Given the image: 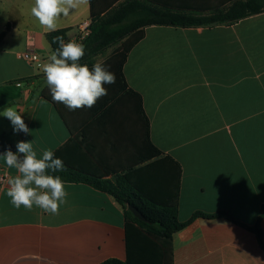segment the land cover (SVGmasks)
Segmentation results:
<instances>
[{
  "label": "crops",
  "instance_id": "0c3cea01",
  "mask_svg": "<svg viewBox=\"0 0 264 264\" xmlns=\"http://www.w3.org/2000/svg\"><path fill=\"white\" fill-rule=\"evenodd\" d=\"M161 1L207 9L229 0ZM33 5L34 0H0V33L9 26L0 52V134L15 146L33 141L40 157L74 135L43 95L49 88L43 68L17 58L34 52L45 64L54 53L49 31L31 14ZM90 10V0H80L61 15L55 31L70 28L69 38L76 37L80 25L90 22ZM123 76L127 87L118 96L98 113L78 115L83 120L75 122L81 123L76 133L82 132L85 147L76 145L71 164L97 177L122 173L152 154L148 132L152 145L179 165L181 222L196 212H227L253 227L263 216L264 240V13L233 25L150 26L129 52ZM5 107L22 115L29 134L14 131L2 116ZM4 172L0 264L127 260L124 211L112 196L64 182L66 203L59 214L36 206L17 209L6 194L17 171L0 158ZM173 264H264V251L252 231L228 217L197 218L174 234Z\"/></svg>",
  "mask_w": 264,
  "mask_h": 264
},
{
  "label": "trees",
  "instance_id": "16d2710c",
  "mask_svg": "<svg viewBox=\"0 0 264 264\" xmlns=\"http://www.w3.org/2000/svg\"><path fill=\"white\" fill-rule=\"evenodd\" d=\"M90 5V34L82 42L85 55L79 63L86 64L91 69L97 63L98 57L105 56L107 51L111 50L100 64L115 74V83L109 85L111 88H106L107 95L100 98L92 108L69 110L62 103L52 100L49 88L43 91V95L56 106L74 135L68 144L54 153L56 158L63 161L64 170L49 174L60 176L63 182L88 184L112 196L123 208L126 220L127 260L108 259L100 264H173L174 234L197 218L228 217L236 224L252 231L264 251L260 227L263 216L258 218L253 227L234 220L227 212L215 214L196 212L187 222L178 219L179 165L170 157H164L162 152L152 145L148 132L147 144L153 150L152 154L148 159L144 157L135 165L123 169L122 173L106 172L97 177L75 168L70 160V157L77 153L76 145L82 149L85 147V142L81 139L82 132L76 133L79 127L76 124L81 123L75 122L83 120L78 115L98 113L99 108L105 106L127 87L123 66L131 49L145 37L146 28L233 25L243 19L264 13V0H229L217 7L207 9L161 0H90ZM8 29L9 26L0 33V52L3 50ZM70 30V28L61 29L45 35L53 52L59 47L58 43H53V38L62 36L66 41L69 39ZM8 149L17 152L16 146L0 134V153ZM110 174L112 178L107 179ZM129 205L136 207L148 222L136 218L129 210Z\"/></svg>",
  "mask_w": 264,
  "mask_h": 264
},
{
  "label": "clouds",
  "instance_id": "9594fccd",
  "mask_svg": "<svg viewBox=\"0 0 264 264\" xmlns=\"http://www.w3.org/2000/svg\"><path fill=\"white\" fill-rule=\"evenodd\" d=\"M80 0H34L31 14L46 31H55L57 20L61 15H67ZM53 43L59 47L50 56L49 62L43 65V73L54 102L62 103L69 110L92 108L97 101L107 95L104 85L114 84L115 74L100 63L91 69L79 61L85 55L83 44L65 42L62 36L53 38ZM2 116L13 125L14 131L29 134L22 115L12 107H5ZM17 152L6 150L0 154L8 168L16 169L17 175L7 181V196L10 203L17 209L23 206L32 210L33 206L44 212L57 215L60 206L66 203L67 192L60 176L50 172L63 171L65 166L60 158L54 156L51 149L42 150L38 157L33 148V141H19ZM19 154H23L20 158Z\"/></svg>",
  "mask_w": 264,
  "mask_h": 264
},
{
  "label": "built area",
  "instance_id": "2783aa9c",
  "mask_svg": "<svg viewBox=\"0 0 264 264\" xmlns=\"http://www.w3.org/2000/svg\"><path fill=\"white\" fill-rule=\"evenodd\" d=\"M89 34H90V22H84L80 25L79 33L77 34V36L74 38H69L65 42L75 41L82 44V42ZM17 58L26 61L28 63H31L33 65H36L38 68H43L44 65V60L34 52L26 51V52L18 53ZM7 177L8 174L4 172L2 175H0V180L4 182Z\"/></svg>",
  "mask_w": 264,
  "mask_h": 264
},
{
  "label": "water",
  "instance_id": "95a60500",
  "mask_svg": "<svg viewBox=\"0 0 264 264\" xmlns=\"http://www.w3.org/2000/svg\"><path fill=\"white\" fill-rule=\"evenodd\" d=\"M20 158L23 157V154H19ZM129 210L134 214L136 218H138L141 221L148 222L147 219L143 216V214L134 206L129 205Z\"/></svg>",
  "mask_w": 264,
  "mask_h": 264
},
{
  "label": "rangeland",
  "instance_id": "374dc122",
  "mask_svg": "<svg viewBox=\"0 0 264 264\" xmlns=\"http://www.w3.org/2000/svg\"><path fill=\"white\" fill-rule=\"evenodd\" d=\"M110 53H111V50H108L107 53H106V55H109ZM106 55H105V56H106ZM105 56H100V57H98V58H97V62H100V61L104 60Z\"/></svg>",
  "mask_w": 264,
  "mask_h": 264
}]
</instances>
